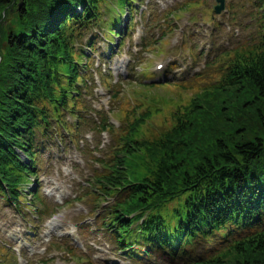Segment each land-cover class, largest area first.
<instances>
[{
  "label": "trees",
  "instance_id": "1",
  "mask_svg": "<svg viewBox=\"0 0 264 264\" xmlns=\"http://www.w3.org/2000/svg\"><path fill=\"white\" fill-rule=\"evenodd\" d=\"M135 2L0 0V202L18 207L27 192L28 205L40 211L29 179L37 173V155L53 134L66 137L63 129L75 139L89 108L83 93L92 80L88 51H97L100 35L114 47L122 16L128 12L130 23ZM203 4L178 5L162 16L161 30L167 22L170 27L171 16ZM238 9L256 32L248 41L219 46L209 78L199 73L195 86L134 76L117 112L126 125L117 130L102 120L103 130L118 133L110 154L97 159L100 169L94 168L87 189L98 207L109 203L99 214L105 236L133 262L155 255L172 264H222L228 251H237L252 264L251 253H264V138L249 137L257 129L264 133V0L229 1L232 19ZM11 13L15 26L8 21L2 38ZM167 35L164 30L146 48L162 52L157 47ZM160 86L178 92V101L152 96ZM188 90L193 94L186 96ZM155 116L162 118L158 130L149 123ZM206 245L214 252L209 257L198 254Z\"/></svg>",
  "mask_w": 264,
  "mask_h": 264
},
{
  "label": "rangeland",
  "instance_id": "2",
  "mask_svg": "<svg viewBox=\"0 0 264 264\" xmlns=\"http://www.w3.org/2000/svg\"><path fill=\"white\" fill-rule=\"evenodd\" d=\"M146 1L150 2L147 8L145 4L139 6V9L144 11L143 20H139L140 12L138 10L133 20V29L125 35L126 44L123 53L111 60L109 55L104 54L106 45L104 46L103 43L100 44L101 47L96 53L97 57L102 53L104 58L108 59L107 62L115 74L131 75L129 67L132 65V55H134L137 65L134 70L137 72L151 61L149 71L154 72L156 76L149 82L159 83V79L163 80L166 77L172 79L171 81H188L197 86L199 73L204 74L205 78H209L208 64L212 61L215 50L219 46L230 47L248 41L256 32L255 23L251 22L246 14L239 9L234 16L235 19H232L230 11H223L221 14L214 13L213 6L218 4L217 0ZM185 1L203 2L204 7L183 12L181 18L177 20L171 17L172 32H169V36L165 38V43H159V45H163L164 53L156 55L150 50L143 49L140 46L143 38H157L158 34L162 33L159 29L164 23V20L161 19L162 16ZM229 1L236 3L242 0H225V10ZM205 9L206 14H202ZM13 14L11 13V16L7 17L4 21L5 25L1 27L2 38L7 35L6 23L8 21L12 27L15 26ZM149 14L156 16L147 27L146 19ZM192 16H196V18L191 19ZM215 21L221 22L223 29L215 27ZM165 44L167 45L165 46ZM162 62L166 66L159 71L156 66ZM127 63L129 64L127 65ZM96 64H100V60H97ZM170 65H176L177 68L172 69ZM106 66V63H103V69H106ZM168 71L169 74L165 75ZM132 86L125 84L121 87L123 90L118 96L119 100L112 88L107 93L100 86L97 89L100 93L98 92V95L93 97L92 101L90 100L97 115L87 112L88 114L85 115L88 120L81 124V129L75 135L74 140L67 138L63 142L60 140L51 143L38 155L36 181L43 201L41 208L44 212L41 211L40 220L35 215L36 224L31 222L33 218L28 213L18 214L1 201L0 245H3L7 251L11 248L17 250L15 255L19 254L22 263L14 262V264H171V259L167 256L154 255L136 263L121 256L116 251V246L105 236V228L101 225L102 220L100 221V217H97L109 203H102L98 207L95 196L92 194L90 196L87 189L89 181L93 178L94 170L100 169L96 158L105 159L110 154L109 150L114 146L113 137L118 133V131L117 133L110 130L104 131L101 128L102 120L104 119L116 127L120 126L117 130L126 125V121L119 119L117 112L124 107V93L129 95ZM152 90V96L160 95L167 104L170 102L175 104L178 101H174L178 98V92L174 93L166 86ZM185 94L190 96L193 94V90H188ZM133 99L132 95L129 96L131 105H134L131 102ZM167 104H165V108H167ZM88 105L90 106V104ZM159 106L163 108L162 103H159ZM161 120V117L155 116L154 120L152 122L150 120L149 123L158 130ZM242 133L240 132V134ZM251 136L264 138V133L257 129L252 135H249V137ZM28 198L30 197L28 196ZM24 205L27 204L21 206ZM53 215L55 216L49 219ZM56 238L67 239L75 245L72 253L73 258L57 252L52 244L53 239ZM55 242L57 241L55 240ZM223 242L227 243V241ZM216 245L215 243L214 246ZM210 248L206 245L205 251L199 250V252H206L209 257L214 254ZM246 254L228 251L226 261L222 264H244L247 258ZM10 259L14 260L12 257ZM248 261L252 264H264V253L256 255L251 253ZM0 264L3 263L0 262Z\"/></svg>",
  "mask_w": 264,
  "mask_h": 264
},
{
  "label": "water",
  "instance_id": "3",
  "mask_svg": "<svg viewBox=\"0 0 264 264\" xmlns=\"http://www.w3.org/2000/svg\"><path fill=\"white\" fill-rule=\"evenodd\" d=\"M220 2L219 5L215 6V11L220 13L224 9V0H218Z\"/></svg>",
  "mask_w": 264,
  "mask_h": 264
},
{
  "label": "bare ground",
  "instance_id": "4",
  "mask_svg": "<svg viewBox=\"0 0 264 264\" xmlns=\"http://www.w3.org/2000/svg\"><path fill=\"white\" fill-rule=\"evenodd\" d=\"M55 135L58 136L57 133H55ZM59 136H60V135H59Z\"/></svg>",
  "mask_w": 264,
  "mask_h": 264
}]
</instances>
